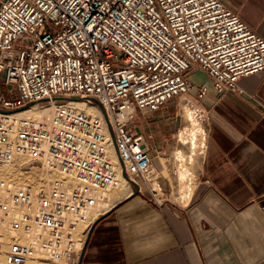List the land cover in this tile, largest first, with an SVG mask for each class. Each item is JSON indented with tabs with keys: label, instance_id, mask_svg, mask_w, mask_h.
Listing matches in <instances>:
<instances>
[{
	"label": "built area",
	"instance_id": "built-area-1",
	"mask_svg": "<svg viewBox=\"0 0 264 264\" xmlns=\"http://www.w3.org/2000/svg\"><path fill=\"white\" fill-rule=\"evenodd\" d=\"M196 71L219 94L244 95L241 80L264 73V37L222 0H0V168L22 157L59 176L42 191L0 180L6 264H72L124 176L164 204L132 126L192 92ZM79 99L101 116L80 112ZM34 107L54 112L20 115Z\"/></svg>",
	"mask_w": 264,
	"mask_h": 264
},
{
	"label": "crops",
	"instance_id": "crops-1",
	"mask_svg": "<svg viewBox=\"0 0 264 264\" xmlns=\"http://www.w3.org/2000/svg\"><path fill=\"white\" fill-rule=\"evenodd\" d=\"M222 1L264 37V0ZM190 80L207 116L196 187L185 200L179 192L180 201L190 202L171 200L180 183L166 161L171 115L151 114L132 127L151 147L164 204H155L141 183L142 193L128 183L72 264H264V73L241 80L244 95L219 94L202 71Z\"/></svg>",
	"mask_w": 264,
	"mask_h": 264
},
{
	"label": "rangeland",
	"instance_id": "rangeland-1",
	"mask_svg": "<svg viewBox=\"0 0 264 264\" xmlns=\"http://www.w3.org/2000/svg\"><path fill=\"white\" fill-rule=\"evenodd\" d=\"M0 92L4 93L6 96L9 97L8 94V89L6 88V86L3 84V79L0 78ZM10 98L14 99V96H10ZM80 101H85L87 102V104L89 103V105L91 107H93V109H96V106H98L94 101L89 102L88 100H83V99H79ZM84 102V103H85ZM96 105V106H94ZM98 109V108H97ZM186 109H189L192 113L194 118L197 120L196 115H195V111L198 112V119L200 120V122L198 123V125L196 126L197 129H202L204 132H206L207 134V130H206V118H201L200 116V111H204L202 109V107L200 106L199 102L197 101V99L194 96V92H190L187 95H184L180 98H177L176 100L172 101L169 103V105L163 110V111H167L168 115H171L169 120L166 122L167 126L165 127L166 131H167V137H168V145L170 147V153L167 156V160L168 162H170V164L173 166V173H175V177H177V180H179L178 177V172L181 169V165H183L182 167H184V169L189 170L190 176L192 174V176L190 177L191 179H193V191L196 187L195 185V178H196V170L199 167V164L201 162V158L203 156L204 153V149H205V145H206V136L203 138L204 132H202V134L198 135L197 138V147H195L193 144L195 142V140H192L191 136H185L188 137L187 138V142H182L180 141L179 135L182 132L183 129H185L186 127H190V120L188 119V114ZM44 111V110H41ZM96 111V110H95ZM161 111V112H163ZM95 115H98V113H96ZM151 114L148 112H143L141 114H138V116L140 117V121L138 120V118L136 119V122L134 123V125H139L140 123L143 122L144 118H148ZM201 123V125H200ZM193 143V144H192ZM177 151H180L183 153L185 161L183 162H178L176 160L175 154ZM21 157H18L17 160L15 161L13 167L7 171H3L0 168V180H7L9 182L11 178V180H13L14 182L20 183L22 185H24L25 187H28L31 185L34 186H38L41 189L44 190H48L45 189L46 186L41 184V181L43 179V176H50L53 181L57 178H59L58 175H53V174H48L46 169L42 166H31L28 165V161L25 158L24 162L20 161ZM189 177L187 178V181L185 182H181L180 180L178 181L179 186L174 189V191L178 190L177 195L173 194V196L171 197V200L179 205H187L190 200L182 202L179 200V192L182 195V192H184V189L186 187V185H191L189 183ZM127 184L125 185V188H127ZM130 187V186H129ZM120 191V188L118 187L117 189L111 190L109 193H107L106 198L109 199L111 201V207L113 206V198H114V194H117ZM193 194V193H192ZM183 197V195H182ZM185 200V199H184ZM0 264H6L5 260H4V256L2 253H0ZM30 264H57V263H38L37 261L34 262H30Z\"/></svg>",
	"mask_w": 264,
	"mask_h": 264
},
{
	"label": "bare ground",
	"instance_id": "bare-ground-1",
	"mask_svg": "<svg viewBox=\"0 0 264 264\" xmlns=\"http://www.w3.org/2000/svg\"><path fill=\"white\" fill-rule=\"evenodd\" d=\"M85 101H80V100H78V101H73V105L74 106H76V108L80 111V112H82V113H85V114H87V115H89V116H101V111H100V108L98 107V106H96V105H94V106H96V109H93V107H91L90 105H89V103L87 104V102H85ZM98 108V109H97ZM96 110V111H95ZM186 111H187V114H188V119L190 120V127H186L185 129H183L182 130V132L180 133V135H179V138H180V141H182V142H185V143H188L187 142V138L189 137V136H191V138H192V140H195V142H194V146L195 147H197V138H198V135H200V134H202V132H204L202 129H197L196 128V126L198 125V123L200 122V120L198 119V112H194L195 113V115H196V118H197V120L194 118V116H193V113L189 110V109H186ZM53 112H54V110L53 109H50V110H47V111H41V110H39L38 108H29V109H26V110H24V111H22L21 113H20V115L21 116H28V117H31V118H34V119H41L44 115H52L53 114ZM96 113H98V115H95ZM199 121V122H198ZM200 125H201V123H200ZM185 136H188V137H185ZM206 136V132H204V135H203V137H201L202 138V140H203V138ZM189 139V138H188ZM175 157H176V160L178 161V162H183V161H185V158H184V155H183V153L182 152H180V151H177L176 152V154H175ZM18 158V157H17ZM17 158L15 159V161L17 160ZM21 160L20 161H23L24 162V159L25 158H20ZM15 161L13 162V164L10 166V167H8V168H1L3 171H7V170H9V169H11L12 167H13V165H14V163H15ZM183 165H181V169H180V171L178 172V177H179V180L183 183V182H185V181H187V178L190 176V173H189V170H187V169H184V167H182ZM44 168H45V166H43ZM46 169V168H45ZM47 171V170H46ZM47 173L48 174H50V172H48L47 171ZM10 179V181L12 182V183H15V184H17V185H19V186H23V187H25L24 185H22V184H20V183H17V182H14L13 180H11V178H9ZM53 181V179L48 175V176H46V175H44L43 176V179H42V181H41V184H43V185H45L46 186V188L45 189H48L49 188V186H50V183ZM129 182L125 179V178H122L121 179V183H120V186H119V188H120V190H125V185L126 184H128ZM29 188L30 189H32V190H34V191H42V190H44V189H41L40 187H38V186H34V185H31L30 184V186H29ZM191 193H192V186L191 185H186V187H185V189H184V192H182V195H183V199H188L189 197H190V195H191ZM107 195H105V197H106ZM96 219V217L93 219V220H95ZM97 220V219H96ZM96 222V221H95ZM84 236H83V238H82V240H81V248H83L84 249ZM83 249H82V251H83ZM81 251V252H82ZM81 252H80V254H81ZM32 262H34V261H32ZM38 263H52V262H49V261H37ZM30 263V262H29Z\"/></svg>",
	"mask_w": 264,
	"mask_h": 264
},
{
	"label": "water",
	"instance_id": "water-1",
	"mask_svg": "<svg viewBox=\"0 0 264 264\" xmlns=\"http://www.w3.org/2000/svg\"><path fill=\"white\" fill-rule=\"evenodd\" d=\"M94 102L97 104V105H99L100 106V104L96 101V100H94ZM126 179H127V177L126 176H124Z\"/></svg>",
	"mask_w": 264,
	"mask_h": 264
}]
</instances>
